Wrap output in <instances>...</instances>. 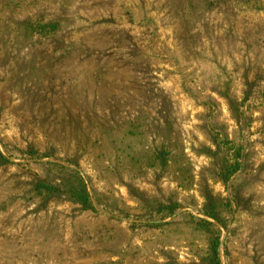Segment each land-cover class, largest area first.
I'll list each match as a JSON object with an SVG mask.
<instances>
[{
    "label": "rangeland",
    "instance_id": "rangeland-1",
    "mask_svg": "<svg viewBox=\"0 0 264 264\" xmlns=\"http://www.w3.org/2000/svg\"><path fill=\"white\" fill-rule=\"evenodd\" d=\"M0 264H264V0H0Z\"/></svg>",
    "mask_w": 264,
    "mask_h": 264
}]
</instances>
